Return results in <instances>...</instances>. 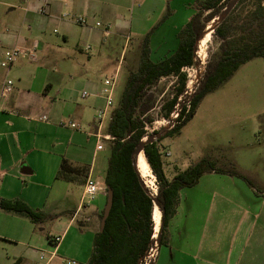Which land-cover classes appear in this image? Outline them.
Instances as JSON below:
<instances>
[{
    "label": "crops",
    "instance_id": "0c3cea01",
    "mask_svg": "<svg viewBox=\"0 0 264 264\" xmlns=\"http://www.w3.org/2000/svg\"><path fill=\"white\" fill-rule=\"evenodd\" d=\"M115 2L31 0L25 9H11L8 21L13 33L0 36V61L10 49L24 51L11 67L0 65V199L23 202L43 214L45 220L57 221L63 215L75 217L86 210L85 220L96 228V234L101 227L108 191L89 206L79 208L89 177L106 186L111 152L108 156H99L98 152L104 148L98 149L96 134H86L70 127V123L94 126L97 112L102 107L100 101L104 99V105L106 103L102 95L104 85L94 80L92 72L81 68L83 65L78 57L73 58L71 52L61 49L60 41L51 44L47 34L53 26L58 27L61 29L59 35L67 44L76 31L95 29L92 18L100 14L112 16ZM163 9L161 7V11ZM64 10L69 12L66 17ZM194 14L195 10L188 14L184 27ZM75 17L87 18V24L76 23ZM179 31L176 30L177 36ZM53 32L58 34L57 29ZM9 77H12L14 87L4 99L1 88ZM74 79L83 83V89H86L83 92H88L89 96L83 97V92L80 96L79 91L69 87ZM81 98L84 104L80 103ZM96 107L98 110L94 111ZM44 116L48 120H42ZM85 135H91L97 141L92 158L85 148ZM158 144L161 147V141ZM162 161L169 181L192 165L165 162L163 153ZM63 166L66 167L63 169ZM27 175L37 178L40 188L29 187L32 179ZM73 185L80 188L77 207L69 205L63 211L56 207L47 212L48 203L63 202L72 194ZM19 216L24 215L0 208V240L20 241L16 237L18 233L21 235L26 221ZM170 222L167 246H176L184 256L192 257V264H264V189L251 187L240 178L205 173L198 184L180 192L176 213ZM58 235L64 239L65 233ZM34 236L32 230L30 243L34 242ZM51 237H48L46 252L53 250ZM61 245L62 242L57 253H60ZM32 256L37 253L30 247L27 257ZM15 259L22 262L25 256L19 255ZM182 264L190 263L184 258Z\"/></svg>",
    "mask_w": 264,
    "mask_h": 264
},
{
    "label": "rangeland",
    "instance_id": "374dc122",
    "mask_svg": "<svg viewBox=\"0 0 264 264\" xmlns=\"http://www.w3.org/2000/svg\"><path fill=\"white\" fill-rule=\"evenodd\" d=\"M29 1L31 0H0L1 37L13 33L8 21L11 9L14 7L25 9ZM196 2L197 0H116L112 16L100 14L92 18L95 29L88 32L76 31L67 44L59 35L60 28L53 26L48 32L50 43L60 41L63 46L61 49L71 52L73 58L78 57L80 64L83 65L81 68L86 69L88 73L92 72L96 82H102L104 85L105 80H112L117 76L114 104L101 131L103 136L108 131L112 113L122 103L130 75L139 68L146 47L149 48L148 53L153 62L174 53L179 45L176 30L184 28L185 19L189 13L194 12ZM161 7L164 8L162 11ZM64 12L66 15L69 14L67 10ZM97 23L100 25L96 26ZM212 25L214 21L208 23L206 28ZM54 29L58 30V34L53 32ZM210 36L204 59H200L199 48L196 66L184 69L188 75L187 88L180 99L178 110L199 90L206 65L220 54V39L214 37L213 33H210ZM89 57L92 58L91 62ZM69 87L76 92L79 91L80 96L83 90H86L83 89V83L75 79ZM177 88V77L172 75L161 78L143 91L141 100L143 106L138 116L152 122L147 126L149 135L146 140L143 139L144 141L147 142L155 133L160 137L174 126L175 122L166 119L163 107L173 99ZM91 100L93 101L92 98ZM84 102L81 98L80 103ZM100 103L103 108L104 99ZM97 127L98 123L95 121L93 127L81 124L77 129L95 135L98 132ZM84 142L86 151L92 158L97 146L96 138L85 135ZM100 144L104 150L98 152L99 156H108L111 152V142L102 139ZM160 145L165 162L194 164L207 159L219 167L236 169L244 173L258 190H263L264 58L246 63L226 83L209 93L201 101L193 118L179 132L165 136ZM167 151L171 154L169 157L166 156ZM28 177L32 179L29 180V187L40 188L37 178L31 175H27ZM153 179L157 187L156 177ZM102 180L103 177L100 181ZM144 181L147 182L146 179ZM72 188V194L63 202H49L47 212H52L51 210L56 207L60 211L69 205L77 207L80 188L76 185ZM85 215L86 210L75 217L63 215L57 221L47 219L37 223L27 216H19L26 221V224L22 225L21 235L18 233L16 237L20 241L12 243L8 239L0 240V264H38L40 255L46 252L44 249L48 245V237L64 233L62 249L57 253L59 257L57 264L67 261L87 264L93 253L96 228L86 222ZM170 223L166 228L167 234L170 233ZM32 230L35 236L34 242L30 243ZM156 246L146 258L145 264H182L184 258L190 264L193 262L192 257L184 256L176 246L170 248L166 243L160 248ZM30 247L36 251L37 256L27 257ZM19 255L25 256L22 262L15 259Z\"/></svg>",
    "mask_w": 264,
    "mask_h": 264
},
{
    "label": "trees",
    "instance_id": "16d2710c",
    "mask_svg": "<svg viewBox=\"0 0 264 264\" xmlns=\"http://www.w3.org/2000/svg\"><path fill=\"white\" fill-rule=\"evenodd\" d=\"M230 1L197 0L194 16L178 33L179 45L176 51L156 63L150 59L149 48L146 47L138 70L130 75L122 103L112 113L107 131L113 140L105 185L107 189L113 190V206L104 230H99L95 235L93 253L87 264H145L158 240L153 218V195L158 198L161 210L165 208L160 248L166 243V228L176 213L180 192L198 184L205 173L237 177L254 187L253 181L244 173L219 167L207 159L192 164L169 181L164 172L158 142L167 135L179 132L193 118L201 101L226 83L243 65L264 58V0H239L232 12L217 25L213 36L221 41L220 54L206 65L199 90L179 109V115L170 130L161 137L155 133L156 139L146 142L144 154L156 177L157 193L142 183L135 162V150L144 137L149 135L147 126L152 123L138 116L143 106V91L161 78L172 75L177 77V91L173 99L163 107L166 119H170L186 92L188 75L184 69L197 64L195 46L198 39L202 37L207 24L215 21ZM0 208L27 216L35 223L45 220L43 214L33 211L20 201L0 199ZM103 216L104 212L101 221Z\"/></svg>",
    "mask_w": 264,
    "mask_h": 264
},
{
    "label": "built area",
    "instance_id": "2783aa9c",
    "mask_svg": "<svg viewBox=\"0 0 264 264\" xmlns=\"http://www.w3.org/2000/svg\"><path fill=\"white\" fill-rule=\"evenodd\" d=\"M68 15H65V17ZM75 21L78 24L85 25L87 24V19L85 17H75ZM100 24L97 23L96 26H99ZM24 54V51L18 48L10 49L6 51L3 55L2 60L0 61V65L4 68L11 67L17 60ZM31 58L35 59V56L31 54ZM14 87V81L12 79H7L5 83L3 84L1 88V98H8V96L11 94ZM117 87V76H115L112 80H105L104 87L102 89V95L105 98V105L103 108L99 109L97 112L96 120L98 123V132L96 133V137L98 139V149L101 150L103 147L100 144L102 139H107L109 141H112L113 138L108 136H103L101 134V131L104 128L105 120L109 114L110 109L112 108L114 104V95L115 90ZM89 96L88 92H83V97ZM178 107V106H177ZM2 108L0 107V111ZM179 115L178 108L171 114L169 122H175ZM42 120H48L47 116L42 117ZM70 127L72 128H78V125L75 123H70ZM147 129H149L147 127ZM148 137L145 136L144 139L146 140ZM167 156H170V153H166ZM108 189L106 186L102 185L99 181L93 179L92 177H89L86 181V184L84 186V192L83 197L81 201V205L79 210L85 208L86 206H89L99 195L107 193ZM63 240V236L56 235L51 237V244L53 246V250L50 252H44L40 255V262L38 264H57L56 260L59 258L57 255V250L59 245L61 244ZM157 247V246H156ZM158 248V247H157ZM63 264H76L75 261H67L63 262Z\"/></svg>",
    "mask_w": 264,
    "mask_h": 264
},
{
    "label": "water",
    "instance_id": "95a60500",
    "mask_svg": "<svg viewBox=\"0 0 264 264\" xmlns=\"http://www.w3.org/2000/svg\"><path fill=\"white\" fill-rule=\"evenodd\" d=\"M239 2V0H231L230 3L228 4L227 8L222 12V14L219 16L217 21H214V25L207 27L202 35V37H200L196 43L195 46V51H196V55H198V51L199 48L201 46V41L206 37V35L208 33H213L215 31V28L217 27V25L223 21L231 12L232 10L235 8V6L237 5V3ZM161 137V136H160ZM156 139L155 135H151L150 136V142H153ZM145 145H146V141H142L140 143V145L137 147V149L135 150V156H136V166H137V160L140 157V155L142 153H144V149H145ZM138 168V167H137ZM139 171V170H138ZM140 172V171H139ZM142 183L145 185V187H147L146 182L143 180L142 178ZM154 197V203L155 206H157L160 211H161V223L158 229V240H157V247H159L160 242H161V236L164 230V226H165V220H164V216H165V208H163V210H161L160 205H159V200L156 196ZM113 206V190H111L110 188L108 189V200H107V205L105 207V211H104V216L103 219L101 221V228L100 230L103 231L106 225V220L109 217L110 213H111V209Z\"/></svg>",
    "mask_w": 264,
    "mask_h": 264
},
{
    "label": "bare ground",
    "instance_id": "6f19581e",
    "mask_svg": "<svg viewBox=\"0 0 264 264\" xmlns=\"http://www.w3.org/2000/svg\"><path fill=\"white\" fill-rule=\"evenodd\" d=\"M210 37H211L210 33H208L206 35V37L201 41V47H200L201 53L199 54L201 60H203L204 56L206 55L205 53H206L207 45L210 42ZM137 167H138V170L140 171L141 176L144 177L147 180V182L149 183V184H146L147 187L149 188L150 187L149 185H151L153 188L152 187H150V188H152L154 190V192L157 193V187L153 181L154 175L151 172L150 165L147 162V159H146L144 153H142L140 155V157L138 158ZM149 179H151V180H149ZM152 195H153V193H152ZM153 196H156V195H153ZM153 217H154V221L156 223V230L158 231L160 223H161V211L157 206H155V208H154Z\"/></svg>",
    "mask_w": 264,
    "mask_h": 264
}]
</instances>
